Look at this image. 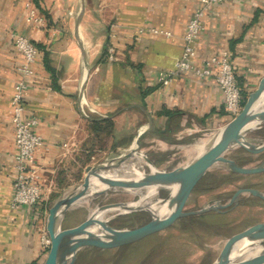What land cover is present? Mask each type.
Returning a JSON list of instances; mask_svg holds the SVG:
<instances>
[{
	"label": "crops",
	"instance_id": "obj_1",
	"mask_svg": "<svg viewBox=\"0 0 264 264\" xmlns=\"http://www.w3.org/2000/svg\"><path fill=\"white\" fill-rule=\"evenodd\" d=\"M200 1L0 0V264L46 259L35 228L38 210L11 205L17 176L11 100L24 63L13 36L38 50L34 75L26 80L25 117L37 121L35 132L45 143L36 163L49 212L55 198L84 179L97 153L137 142L181 144L230 121L214 76L185 72L168 87L159 84V74L182 56ZM29 6L44 18L42 26L27 22ZM203 23L194 65L230 53L249 97L264 79V0H225L207 10ZM109 48L119 61L107 58Z\"/></svg>",
	"mask_w": 264,
	"mask_h": 264
},
{
	"label": "water",
	"instance_id": "obj_2",
	"mask_svg": "<svg viewBox=\"0 0 264 264\" xmlns=\"http://www.w3.org/2000/svg\"><path fill=\"white\" fill-rule=\"evenodd\" d=\"M263 103L264 79L249 95L242 112L217 130L197 158L186 166L171 171H160L154 167L147 155L141 152L143 159L151 169L149 174L144 173L139 179L107 177L106 175L132 158L134 150L138 152L134 149L119 158L88 167L82 184L59 196L49 209L46 227L51 239V247L44 264H75L78 253L87 247L116 249L138 243L176 220L203 216L210 212L230 211L239 205L242 196L245 195L264 201L263 191L255 188H241L235 192L227 204H222V201L217 200L200 210L185 211L196 187L216 167H223L228 172L241 176L264 173V160L258 166L245 167L228 156L237 149H243L252 155L264 153V139L251 136L253 132L264 128L262 126L264 109L261 108ZM136 147L139 149L138 142ZM96 183L104 184L105 189L97 191ZM152 189H155L154 192H149L144 199L164 190L172 191L167 199L162 200L164 203H170L173 192L177 191L174 206L165 216L158 215L157 212L153 213L148 207L133 208L127 203H114L98 207L91 216L77 226L64 228L68 213L89 197L101 196L110 191L139 193ZM120 210L121 212H118L116 216L105 219L106 214ZM139 212H146L151 217L145 225L139 228L116 229L110 224L113 219ZM241 243L245 245L244 252L237 255L236 246ZM257 247L261 250L249 255V251ZM245 255H247L245 258L238 260ZM212 264H264V222L254 224L230 237Z\"/></svg>",
	"mask_w": 264,
	"mask_h": 264
},
{
	"label": "rangeland",
	"instance_id": "obj_3",
	"mask_svg": "<svg viewBox=\"0 0 264 264\" xmlns=\"http://www.w3.org/2000/svg\"><path fill=\"white\" fill-rule=\"evenodd\" d=\"M215 132L192 135L181 144L168 143L161 147L158 144L142 143L139 149L134 145L121 152L97 153L94 166L106 160L119 158L137 149L139 153L143 152L147 155L157 170L171 171L195 160L200 154L199 146L210 139ZM251 136L264 139V128L253 132ZM228 156L233 160L240 161L245 167L258 166L264 160V153L252 155L243 149H237ZM139 163L142 165L134 168V165ZM118 170L117 173L110 172L111 175L134 178L137 174L151 172L148 163L140 156H133ZM231 174L233 173L223 167L212 169L192 193L185 211L200 210L217 200L222 201V204H227L235 192L241 188H255L264 192V173L254 176L234 174L239 177L231 176ZM82 182L83 180L74 183L72 188L67 191L77 188ZM147 194L148 190L139 193L110 191L101 196L89 197L68 213L64 228L81 224L98 207L114 203L135 204L144 199ZM170 194V190H164L145 200L157 204L159 201L167 199ZM117 214L116 211L110 212L105 215V219L112 218ZM208 214L201 218L198 216L176 220L166 228L129 246L116 249L84 248L78 253L75 264H115L123 256L126 257L125 264H212L230 237L254 224L264 222V201L245 195L242 196L239 205L234 209ZM150 219L148 213L139 212L113 219L110 224L116 229H136L145 225ZM246 256L238 258V260L240 261Z\"/></svg>",
	"mask_w": 264,
	"mask_h": 264
},
{
	"label": "built area",
	"instance_id": "obj_4",
	"mask_svg": "<svg viewBox=\"0 0 264 264\" xmlns=\"http://www.w3.org/2000/svg\"><path fill=\"white\" fill-rule=\"evenodd\" d=\"M225 0H201L200 6L196 10L193 18L187 25L183 37V53L176 61L173 70L161 72L159 74V84L168 87L175 78L185 72H192L197 77L205 78L214 76L216 84L223 93L224 104L229 115L230 121L236 118L243 110L244 97L239 86L231 54L224 52L220 56H214L206 61L201 67L194 65L196 57L195 42L199 35L205 30L203 19L207 10L215 5L223 3ZM27 22L42 26L44 18L35 7L29 6ZM155 34L171 36L170 33L152 30ZM14 45L17 52L23 57L24 63L19 67V72L23 78L14 87L11 100L12 106V127L15 138V162L17 176L13 184L14 192L11 205L18 207L36 208L40 215V222L36 223V231L40 235L41 253L47 257L51 239L47 232L48 212L45 205L48 200L47 191L41 182V175L37 166V154L45 147L44 140L35 132L37 121L27 119L25 114V94L29 88L26 80L33 77L34 65L37 61L38 50L27 38L14 35ZM107 58L112 62L119 61L115 50H107Z\"/></svg>",
	"mask_w": 264,
	"mask_h": 264
},
{
	"label": "bare ground",
	"instance_id": "obj_5",
	"mask_svg": "<svg viewBox=\"0 0 264 264\" xmlns=\"http://www.w3.org/2000/svg\"><path fill=\"white\" fill-rule=\"evenodd\" d=\"M211 139V138H210ZM210 139H208V140H206V141H204L200 146H199V149H200V152H202V150L205 148V146L207 145V143L210 141ZM199 145V144H198ZM134 153V156H140L141 158H143L142 157V155H141V153H138V152H135V150L133 151ZM199 152V153H200ZM139 165H142V164H135L134 165V168H136V167H139ZM135 170V169H134ZM113 171H115L116 173L117 172H119V170L118 169H115V170H113ZM144 174V173H143ZM143 174H137L136 175V177H134V178H137V179H139V178H142L143 177ZM110 175V176H109ZM107 177H110V178H119V177H117L115 174L114 175H111V173L110 174H108V175H106ZM95 186H97V191H102V190H104L105 189V185L104 184H102V183H96L95 184ZM154 190L155 189H152V190H148V193L149 192H154ZM172 192V191H171ZM176 195H177V191L175 190L174 192H173V196H174V198L170 201V203H164V202H162V201H159V203H157V204H154V203H152V202H147L145 199L144 200H142V201H140V202H138L137 204H130V206L131 207H133V208H135V207H148V209H150L153 213L154 212H157V214L158 215H161V216H165L166 214H168L169 212H170V210L173 208V206H174V203H175V200H176ZM146 196V195H145ZM151 196V195H150ZM149 198V197H148ZM159 208V209H158ZM114 212V211H113ZM116 212H121V210L120 211H116ZM101 218H102V216H101ZM244 244L243 243H241V244H239V245H237L236 246V253H237V255L238 254H241V253H243L244 252V250H243V248H244ZM261 250V248L260 247H257L255 250H253V251H249V255H251V254H254V253H256V252H258V251H260Z\"/></svg>",
	"mask_w": 264,
	"mask_h": 264
},
{
	"label": "trees",
	"instance_id": "obj_6",
	"mask_svg": "<svg viewBox=\"0 0 264 264\" xmlns=\"http://www.w3.org/2000/svg\"><path fill=\"white\" fill-rule=\"evenodd\" d=\"M34 2H37V0H33ZM243 97H244V102H243V107H244V105H245V103H246V100H247V98H248V96L247 95H245V94H243ZM96 126V125H95ZM110 126L111 125H109L107 128H110ZM237 163H239L241 166H242V163L240 162V161H238V160H235ZM231 176H237V175H234V174H231ZM237 177H239V176H237ZM203 181V180H202ZM201 181V182H202ZM200 182V183H201ZM207 216L209 215V214H206ZM206 215H204V216H199L200 218L201 217H205ZM125 260H126V257L125 256H123V257H121V259L120 260H118L115 264H125Z\"/></svg>",
	"mask_w": 264,
	"mask_h": 264
}]
</instances>
